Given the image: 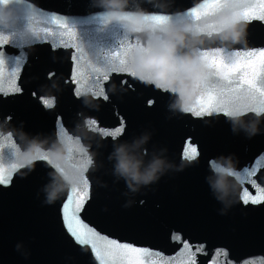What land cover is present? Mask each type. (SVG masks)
I'll return each instance as SVG.
<instances>
[{
  "label": "water",
  "instance_id": "1",
  "mask_svg": "<svg viewBox=\"0 0 264 264\" xmlns=\"http://www.w3.org/2000/svg\"><path fill=\"white\" fill-rule=\"evenodd\" d=\"M216 2L129 0V10L139 5L148 13H182L200 24L214 18L204 12H214L206 5ZM261 2L236 0L242 15L249 12L246 45L219 54L205 49L207 63L213 58L242 63L246 52L264 51L262 10H253ZM7 7L14 9L15 19L0 25V177H10L0 183V264H101L92 244L78 242L66 227L63 209L71 189L45 202L56 165L81 173L76 186L80 231L91 229L104 240L139 249L145 264H264V199L258 190L264 189V113L252 135L234 126L215 103L200 116L171 109L172 94L121 70L119 61L130 68L141 41L126 36L118 23L106 24L97 0H0V8ZM211 69L217 74L190 109L207 93L220 98L236 87L238 74ZM100 87L107 99L95 95ZM46 99L53 101L51 107ZM227 111L245 113L244 124L257 120L256 112L241 103ZM85 120L96 121L100 131L85 126ZM121 124L122 134H105ZM32 142L42 144L34 154L38 158L31 167H19ZM186 142L197 149L195 159L184 158ZM53 144L62 145L63 162L50 156ZM121 144L145 163L161 157L171 167L158 181L131 192L114 170L113 153ZM220 158H230L241 173L239 179L228 177L233 187L223 200L209 182L216 179L211 162ZM251 167L257 169L255 185L242 174ZM245 189L248 203L242 199Z\"/></svg>",
  "mask_w": 264,
  "mask_h": 264
},
{
  "label": "clouds",
  "instance_id": "2",
  "mask_svg": "<svg viewBox=\"0 0 264 264\" xmlns=\"http://www.w3.org/2000/svg\"><path fill=\"white\" fill-rule=\"evenodd\" d=\"M5 3H10V0H5ZM223 4L226 7L218 9L210 22L197 24L185 19L182 13H148L139 5L135 10H129V0H97V6L105 10L106 24L118 23L126 36L141 41L131 54L130 69L134 78L172 94L175 100L170 108L180 112L190 110L195 97L212 75V69L204 59L203 51L207 49L219 54L227 52L232 45H246V27L249 21L240 13L236 0H223ZM155 17L164 22L156 23ZM14 19V9L0 8V25L7 27ZM213 45L216 47L213 48ZM244 114H228V117L234 126L239 125L249 134H256L262 113H255L257 120L247 124L242 123L240 119ZM89 122L85 120V126H88ZM146 139L145 137L144 140ZM41 150V143H30L21 155L20 165L31 167L33 161L38 158L34 154ZM48 151L54 162H63L62 145L53 144ZM24 157H28L26 163ZM113 158L115 174L125 180L131 192H137L142 186L158 181L171 167L161 157H154L145 163L131 150V146L126 144L115 148ZM210 166L216 179L212 181L209 178V182L218 193V198L223 200L233 187L228 181V177H233L232 161L230 158H220L212 161ZM81 181L82 176L78 169L63 168L62 171L57 168L52 176V183L45 188V202L53 203L60 193L78 186Z\"/></svg>",
  "mask_w": 264,
  "mask_h": 264
},
{
  "label": "snow or ice",
  "instance_id": "3",
  "mask_svg": "<svg viewBox=\"0 0 264 264\" xmlns=\"http://www.w3.org/2000/svg\"><path fill=\"white\" fill-rule=\"evenodd\" d=\"M207 8L214 10V12H204L205 16L210 14L215 15L218 9H222L226 7L223 3H220L217 0L216 3H211L206 5ZM255 8H259L262 10V14L259 17L260 19H264V0L256 6ZM193 15L196 17L197 20L200 19V13L194 12ZM243 17L248 20L249 12H244ZM255 18V17H254ZM154 21L156 23H163L164 21L159 18L155 17ZM4 43H8L7 40H4ZM204 59H208V53L203 54ZM3 58L2 52V45H0V59ZM121 65V70L124 72H129L132 74L131 69L127 67V62L124 59L119 61ZM210 68H216L219 70L221 67L228 68V75H237L239 76L238 82H236V87H230L226 92L220 93V98L213 96L211 93L205 94L201 99L197 100V105L193 106L189 111H192L195 115L200 116L207 107L212 106L214 103L215 105L220 108L221 110H225L224 114H234L235 112L227 111L230 107H235L237 103L244 104L253 112L264 113V51L260 52H246L245 57L243 58V62H234L231 64H224L222 59L213 58L211 63H208ZM217 73L212 72V76H215ZM133 75V74H132ZM101 79L106 80L107 76L101 77ZM257 80L260 81V85L258 86ZM91 83L94 86L99 85V80L93 77ZM229 85L233 84L234 82L229 80ZM246 86V87H245ZM17 91L19 89L17 88ZM77 95H82V93H77ZM95 95L103 96L104 99H107V96L104 95V90L102 87L98 88V91ZM43 103L51 107L53 101L51 99H46ZM259 105V107H257ZM211 114V113H208ZM89 126L93 128L94 131H100L96 127V121L91 120L89 122ZM123 124L115 130L109 131L105 133L106 135L113 136L114 138L122 134L123 132ZM198 155L197 149L190 143L186 142V146L183 152V156L185 159H195ZM43 159L47 160L48 157L44 156ZM91 161L89 160V163ZM14 168L16 165L13 166ZM19 167H22L19 165ZM58 169L63 171L59 165H56ZM257 169L255 167L245 168L242 170V174L244 180L247 182L252 183L255 185V180L252 179L253 176L256 175ZM233 176L239 179L241 173L233 172ZM10 180V177H0V183H7ZM82 190L86 192L87 189V180L83 182L81 186ZM261 192V199H264V189H258ZM77 187H73L71 189L70 195L68 197L67 203L64 206V214L66 216V227L69 229L70 233L77 239L78 242L83 244H92L96 255L101 257V264H145L143 258H138V254L140 252L139 249L129 247L127 245H120L114 242H110L104 240L103 238L96 235L91 229H85L84 232L80 231V228L84 227L79 223L78 214L82 208V203H77ZM244 203H248L250 201L249 194L245 189L243 197ZM251 202L255 203L258 202L257 200H252ZM93 238L98 243H93ZM101 245H103L101 247ZM198 251L200 249H197Z\"/></svg>",
  "mask_w": 264,
  "mask_h": 264
}]
</instances>
